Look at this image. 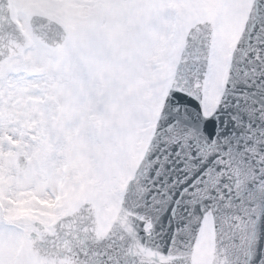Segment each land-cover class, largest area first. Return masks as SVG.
<instances>
[{
    "label": "snow or ice",
    "instance_id": "obj_1",
    "mask_svg": "<svg viewBox=\"0 0 264 264\" xmlns=\"http://www.w3.org/2000/svg\"><path fill=\"white\" fill-rule=\"evenodd\" d=\"M0 264H264V0H0Z\"/></svg>",
    "mask_w": 264,
    "mask_h": 264
}]
</instances>
